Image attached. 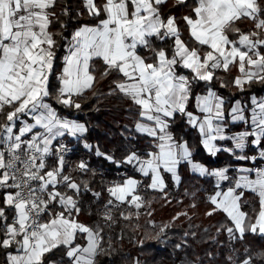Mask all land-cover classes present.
Returning <instances> with one entry per match:
<instances>
[{"label":"snow or ice","instance_id":"6c2138e0","mask_svg":"<svg viewBox=\"0 0 264 264\" xmlns=\"http://www.w3.org/2000/svg\"><path fill=\"white\" fill-rule=\"evenodd\" d=\"M168 3L0 0V264H97L119 220L139 217L141 191L166 197L182 166L212 182L206 215H223V264H264V247L247 245L264 240V95L251 92L264 87V0H173L180 16ZM64 17L78 21L71 32ZM88 93L127 105L115 151L74 116ZM105 164L118 175L104 179Z\"/></svg>","mask_w":264,"mask_h":264},{"label":"trees","instance_id":"16d2710c","mask_svg":"<svg viewBox=\"0 0 264 264\" xmlns=\"http://www.w3.org/2000/svg\"><path fill=\"white\" fill-rule=\"evenodd\" d=\"M66 2L67 0H59L60 5ZM172 3L173 0H169L168 5L164 7L165 12L171 11L177 16L187 12L186 8L173 7ZM71 4L73 8H76L79 5V0H71ZM56 10L59 13L60 7L58 6ZM63 20L68 24V32H71L78 23L75 18L64 17ZM241 27H245V25H241ZM58 29L59 25H53V31ZM58 54L62 56L64 50L61 49ZM101 67L98 63V79ZM107 87L108 80L99 79L96 88L106 93ZM221 91L225 95L228 94L226 90L222 89ZM251 92L264 95V87L255 85ZM87 96L84 111L75 113V118L88 123L90 142H98L103 149L115 151L121 139L119 135L121 126L128 124L131 119L126 111L127 105L115 97L103 96L97 101L91 93H88ZM188 131L186 128L177 129L179 135H185ZM187 138L191 139V137ZM76 158V156L72 157L73 160ZM196 158L206 161L202 151L197 153ZM225 162L226 157H221L211 166L214 167ZM93 166H96L95 159H93ZM102 171L106 174L104 179H111L118 175L107 164L104 165ZM180 174L182 183L179 186L168 180L166 197L159 191H141L140 194L144 197L145 205L139 210V217L133 216L130 221L119 220L110 232L111 249L108 254H101L97 257V264H134L137 259L140 264H212L207 255L209 252L216 254L215 264H223L224 258L229 254V245L226 243L225 235L216 236V226L223 220V215L220 213H215L212 216L206 215L211 207L207 202V197L213 191L212 182L208 178L193 174L187 166L181 167ZM101 179V176L96 177L98 183ZM246 195L251 198L250 194ZM85 208H92V204L86 202ZM80 218L86 222L94 219V217H89L87 211ZM165 224L169 225L167 240L158 242L154 237L159 231V227ZM185 233L188 235L185 236ZM145 235L149 239L143 246H140L138 241ZM213 237H216L225 246L220 247L213 243ZM184 241L187 243L183 248H175L177 243H184ZM247 245L253 249H259L264 247V240L249 236ZM236 246L241 251L243 250V246L239 244ZM105 248H108L107 244H105Z\"/></svg>","mask_w":264,"mask_h":264}]
</instances>
